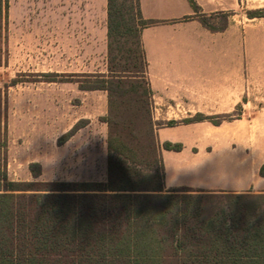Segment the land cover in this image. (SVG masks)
Here are the masks:
<instances>
[{"label":"trees","instance_id":"trees-1","mask_svg":"<svg viewBox=\"0 0 264 264\" xmlns=\"http://www.w3.org/2000/svg\"><path fill=\"white\" fill-rule=\"evenodd\" d=\"M131 9L107 0V73L84 87L108 92L106 181H13L0 165V264H264V193L165 189L141 38L161 20L145 19L140 0ZM232 117L199 112L183 121Z\"/></svg>","mask_w":264,"mask_h":264},{"label":"rangeland","instance_id":"rangeland-1","mask_svg":"<svg viewBox=\"0 0 264 264\" xmlns=\"http://www.w3.org/2000/svg\"><path fill=\"white\" fill-rule=\"evenodd\" d=\"M119 1L132 10V0ZM106 8L107 0H0V165L9 179L106 181L108 92L84 88L93 85L94 74L107 73ZM259 11L264 0H243L237 10L208 21L219 28L231 16L249 23V12ZM254 17L255 71L248 75L245 69V85L263 90L264 16ZM258 94L262 100L244 108L240 117L233 109L231 120L219 125L194 122V149L217 151L230 167L254 170L264 158V97ZM155 115L153 106L163 152L160 138L179 132ZM76 124L80 127L69 134ZM214 176L232 181L224 171Z\"/></svg>","mask_w":264,"mask_h":264},{"label":"crops","instance_id":"crops-1","mask_svg":"<svg viewBox=\"0 0 264 264\" xmlns=\"http://www.w3.org/2000/svg\"><path fill=\"white\" fill-rule=\"evenodd\" d=\"M195 1L199 10H195L190 0H140L145 19L161 20L141 30L155 118L165 122L176 120V124L167 127L179 132L160 138V131L166 128L162 127L159 138L162 143L166 140L183 143L181 150L164 149L162 152L165 189L187 187L197 191L227 189L231 190L229 192L264 193V175L260 173L264 158L250 172L243 164L230 167L222 162L217 151L194 149L193 124L207 120L183 121L199 112L218 115L239 108L244 115V108L260 98L259 92L264 97V89L245 85V69L248 75L255 71L251 44L257 17H250L249 23H243L231 16L225 28L213 30L201 21V17L237 10L243 0ZM93 11L91 9V13ZM187 15L191 17L184 18ZM215 171H224L232 181H221L214 176Z\"/></svg>","mask_w":264,"mask_h":264}]
</instances>
